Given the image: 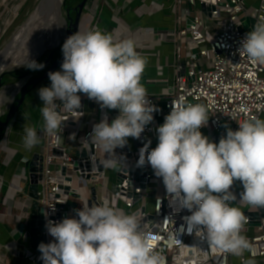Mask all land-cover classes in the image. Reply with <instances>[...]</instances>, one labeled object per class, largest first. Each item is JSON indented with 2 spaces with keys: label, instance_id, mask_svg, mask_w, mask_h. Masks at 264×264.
<instances>
[{
  "label": "clouds",
  "instance_id": "obj_1",
  "mask_svg": "<svg viewBox=\"0 0 264 264\" xmlns=\"http://www.w3.org/2000/svg\"><path fill=\"white\" fill-rule=\"evenodd\" d=\"M239 51L251 63L264 65V5ZM62 53L61 69L48 73L50 86L38 89L43 102L42 134L57 137L63 132L67 119L62 112L81 117L80 94H85L101 109L118 110L111 123L105 116L94 124L87 140L102 150L101 167H124L125 157L115 150L127 146L129 137L140 139L153 113L160 110L141 83L148 58L136 50L132 39L117 41L99 27L67 37ZM44 66L34 60L27 65L31 70ZM169 94V89L162 90V95ZM208 119L204 104L191 103L184 96L172 100L170 113L156 129L158 144L149 151V141L139 150L137 166L147 163L162 178L174 211L191 213L184 217L189 234L195 233L213 253L242 258L251 252L252 244L242 234L248 218L235 206L237 196L232 189L239 181L243 191L238 204L264 209V119H243L237 122V130L226 125V135L218 143L201 132ZM23 133L25 150L40 143L35 127L24 124ZM74 211L78 218L46 222L53 241L38 245L43 264H165L162 251L156 249L137 214L125 213L107 201L84 202ZM242 264L256 261L242 259Z\"/></svg>",
  "mask_w": 264,
  "mask_h": 264
},
{
  "label": "built area",
  "instance_id": "obj_2",
  "mask_svg": "<svg viewBox=\"0 0 264 264\" xmlns=\"http://www.w3.org/2000/svg\"><path fill=\"white\" fill-rule=\"evenodd\" d=\"M262 5L264 0H175L176 27L173 42L176 78L173 93L163 98L149 95L151 103L160 110L153 113L154 119L145 127L140 139L128 138L132 140L134 149L130 148L128 142L127 147L115 150L117 155L122 154L125 157V166H117V171L100 166L99 161L104 158V154L99 146L87 140L94 124L99 123L102 118L107 116L111 123L113 112L103 111L98 122L85 117V109L83 118H75L71 113L62 112L67 119L63 122V132L57 137H48L40 152L43 155V163L38 197L41 219L45 224L44 230L37 236L44 237L43 243L53 241L45 227L48 220L60 222L63 218H73L74 210L80 209L79 203L71 198L78 199L81 207L84 202L89 204L91 200L92 205L107 201L112 206L113 198H116L117 205L114 207L119 208V204L123 203L124 207L119 209L125 213L137 214L141 221L151 216L152 219L147 220L142 227L154 238L153 244L157 250L162 251L165 264H232L233 255L213 253L208 250L207 243L196 237L195 233L187 232L184 217L191 213L186 209L174 211L162 178L156 177L154 171L150 173L151 166L147 163L142 167L137 166L140 149L136 148L134 141L141 147L151 141L149 151L155 148L158 144L156 129L170 113L172 100L180 96L186 97L191 103H201L207 107L209 119L204 127L209 139L216 143L219 142L216 137L222 136L217 135V131L225 134L226 125L232 130H237V122L243 119L253 116L262 119L264 65L251 63L246 54L239 51L242 39L254 29ZM203 6L208 8L205 13ZM244 19H251L253 22L245 27ZM80 95L81 100H90L85 94ZM56 103L62 106L61 101ZM73 134L75 139H70ZM67 139L75 141L76 157L68 154ZM10 149H5V152ZM83 152L86 154L85 158H81ZM133 155L136 157L130 158ZM13 157L14 154L10 156L7 153L4 163L12 161ZM131 167L138 171L137 180L129 173ZM22 171L16 174L20 185L14 188L10 197L7 193L4 198L10 212L9 217L26 220L20 243L22 248L29 252L31 264H35L43 261L40 259L41 253L31 245L32 201L28 196L27 173ZM120 174L124 175V178H119ZM3 179L0 176V194L3 190ZM119 179L121 182H118ZM236 182L241 193L242 184ZM128 184L132 185V192L126 189ZM152 184L154 186H150ZM81 188L86 190L85 195H82ZM92 189H95L96 200H93ZM149 191L156 193L151 211H148L145 204ZM20 193L25 194L26 200L17 207L15 196ZM240 193L237 194L238 201ZM243 206L244 211L252 209L250 206ZM18 208L20 214L14 212ZM249 222L248 218L244 229H249ZM260 222L261 226L255 228L256 234L251 237L245 235L251 242L252 249L251 252L246 251L242 258L237 257L239 264H242V259L248 258L254 259L256 264H264V215ZM17 254H20L19 250Z\"/></svg>",
  "mask_w": 264,
  "mask_h": 264
},
{
  "label": "crops",
  "instance_id": "obj_3",
  "mask_svg": "<svg viewBox=\"0 0 264 264\" xmlns=\"http://www.w3.org/2000/svg\"><path fill=\"white\" fill-rule=\"evenodd\" d=\"M87 5L88 9H86L80 32L99 27L103 32L112 34L117 41L132 39L135 42L136 50L148 58V63L141 80L148 94L157 98H163L168 95H162V90L169 89L170 94L173 93L172 90L176 78V67H174L175 47L173 42V33L176 27L175 0H93ZM19 8L16 7L15 9L19 10ZM2 19L3 22H0V27L3 28L4 26L8 28L7 25H10L9 20H5V15ZM7 28L5 31H7ZM87 104L90 107L88 112H86ZM30 106L32 108V105ZM84 109L86 112L85 117L88 119L93 118L96 122L99 121L103 111L113 112L112 119L119 114L118 110L101 109L99 104L92 100H86ZM262 119H264V116ZM38 122L39 124L36 128L25 114L18 115V118L15 120L9 133V148L12 150L10 149L11 151L5 152V150L0 149V156L3 153L5 157L7 153L10 156L14 154L12 161L8 159L10 161L8 162L9 164L4 163L5 159L0 163V171L5 170L2 173L0 172V175L4 176V180L6 179L7 170L13 161L19 159L17 161L20 164L22 162L25 163L27 159H31L36 153L42 152L43 147H45L48 136L43 135L41 131L43 127L42 116L39 117ZM24 124L35 127L38 135L41 136L40 143L30 151L25 150L22 143ZM201 131H204V135L207 136V129L205 127H202ZM69 141L74 140L67 139L66 143ZM128 142L130 148L134 149L132 140L129 139ZM73 143L72 150L76 152L77 146L75 141ZM16 174L14 173V177L12 176L13 179L16 178ZM12 178L5 191V194L8 193L9 197L14 193L12 192L14 188L18 187L13 186ZM10 187H12L11 190ZM233 189L237 191V196L240 193L237 182L234 183ZM17 203V207H20L21 202L17 201ZM234 203H237L235 206L241 207V210L244 211V206L238 204V200ZM258 209L260 208H252L251 210ZM18 210L15 209L14 212ZM9 214L8 209L5 213H0V216H2V218L0 217V259L3 260L2 264H31L29 252L27 249H23L20 243L23 226L19 230L17 220L11 216L8 217ZM252 228L249 226V229H245L244 235L249 234ZM18 250L20 251L19 255L17 254ZM35 264H43V262ZM232 264H239L237 257L234 256Z\"/></svg>",
  "mask_w": 264,
  "mask_h": 264
},
{
  "label": "water",
  "instance_id": "obj_4",
  "mask_svg": "<svg viewBox=\"0 0 264 264\" xmlns=\"http://www.w3.org/2000/svg\"><path fill=\"white\" fill-rule=\"evenodd\" d=\"M90 0H40L37 8H41V5L45 3L47 5L48 15H52L54 18V24L52 29L47 34H53L55 31L59 33L58 42L56 45H50L48 38H43L40 47L41 50L36 58H33L37 63H43L45 66L41 70H31L27 67L28 63L20 64L19 66L9 67L6 72L0 74V147L3 150L10 149L3 146L4 139L8 138L10 129L12 128L15 120L19 114L23 113V106L28 101L29 96L34 93V90L39 86L49 81L48 73L50 71H59L63 62L62 45L70 35L76 31H81L83 24V18L86 14V6ZM209 1V0H204ZM213 2L215 0H212ZM49 2V3H48ZM203 12L205 13L208 8L203 6ZM253 22L251 19H244V26L248 27L249 23ZM51 26V25H50ZM51 28V27H50ZM184 65V62L181 64ZM6 84V85H5ZM82 108L79 111L83 112L81 117L84 116L85 101L81 100ZM223 127H221V130ZM236 130V129H234ZM226 135V133L224 134ZM219 137L216 140L219 141ZM136 148L141 149L142 147L134 141ZM57 153V152H56ZM85 152L82 153L81 158H85ZM136 157V155L130 158ZM42 163L43 155L36 153L31 159H27L24 169L27 172L29 180L28 196L30 197L31 214H30V232L33 235L31 245L34 249H38V245L44 242V237L37 236L39 232L44 230V222L41 219V207L39 205V182L42 179ZM89 164V161L87 162ZM77 169V165H76ZM129 173L138 179V171L131 167ZM66 174L65 169H63ZM153 173V169L149 170ZM119 178H124V175L120 174ZM118 182H121L119 179ZM62 188V187H60ZM68 188L66 187V190ZM126 189L129 192L133 191L132 185H126ZM93 200H96L95 189L91 190ZM75 196V195H72ZM77 197V196H75ZM89 205H92V200L89 201ZM117 205L116 198H113L112 206ZM247 218H249V226L258 228L261 226L260 219L264 215V209L258 210H245L243 211ZM152 219L148 216L147 219L141 221V225Z\"/></svg>",
  "mask_w": 264,
  "mask_h": 264
},
{
  "label": "rangeland",
  "instance_id": "obj_5",
  "mask_svg": "<svg viewBox=\"0 0 264 264\" xmlns=\"http://www.w3.org/2000/svg\"><path fill=\"white\" fill-rule=\"evenodd\" d=\"M92 1L93 0H90L89 3H91ZM39 2H40V0H0V18H1L0 22H3L2 18L5 15L6 16L5 20L8 19L9 23H10V25H7L8 28L4 27V26H3V28L0 27V38L2 35V38L0 39V52L7 45V43L12 39V37L15 35V33H17L18 30L25 24V22L27 21L29 16H31V14L35 10V8L38 6ZM16 7L17 8L20 7L19 10H16L15 9ZM86 9H88V5L86 6ZM192 11H193V9H192ZM6 28H7V31H5ZM50 84H51V81L49 80L47 83L36 88L34 90V93H32L29 96L28 101L25 103V105L22 108L23 113L30 118V122L33 123L36 128L39 124L38 119H39V117H41L40 108H41L42 103H43L39 98L38 89L41 88L42 86L43 87L50 86ZM27 105H28V107H27ZM30 105H32V108ZM89 108L90 107L87 104L86 112H88ZM19 115H21V114H19ZM201 132L204 134V131H201ZM223 134H224V132L217 131V135H223ZM73 142L74 141L67 142L66 146L68 149V154L76 157L77 156L76 152H73V150H72V148L74 146ZM3 146H6L9 148V136H8V138L4 139ZM0 149H2V147H0ZM9 151H11V150H9ZM3 154H2V156H0V158H1L0 163L6 158L5 154L4 155ZM17 160H19V159H16L15 161H13L12 164L9 166V169L7 170V174L5 175L6 179L5 180L3 179L2 198H1V194H0V202H1L0 203V213H2V214L5 213L6 210L8 209L7 206L5 205V198L4 197L6 196L5 191L7 190V187L9 186L10 180H11L12 176L14 175V173L16 174V173L22 171V169L24 168L25 163H26V162L25 163L22 162L20 164V162H18ZM115 169L117 171L118 167H116ZM4 171L5 170L0 171V172L2 173ZM22 172L27 173L25 171V169H23ZM0 176H2V175H0ZM2 177L4 178V176H2ZM12 180H13V182L12 181L11 182L13 183V186H15V187L19 186L20 181L17 178H15V179L12 178ZM150 186H154V184H152ZM81 190H82V195H85L86 190L84 188H81ZM232 191L235 194L237 193V191H235L234 189H232ZM149 193L150 194H149L148 198H146V200H145V204L148 207V211H151L152 204H153V198H154L155 193L153 191H149ZM15 198H16V201L22 202V203L26 200L25 194H23V193L16 195ZM71 199L74 200L75 202H78L79 208H81L80 201L78 199H76L74 197ZM123 207H124V204L120 203L119 208H123ZM16 212L18 214H20V210H18ZM0 217L2 218V216H0ZM17 223L19 224V230L22 229V226L25 227V224H27L26 220L21 221L20 218H18ZM244 232H245V229L243 230V234H244ZM256 233H257V229L252 228L251 232L249 234H246V235L251 237ZM0 256H1V252H0ZM2 262H3V260L0 259V264H2Z\"/></svg>",
  "mask_w": 264,
  "mask_h": 264
},
{
  "label": "bare ground",
  "instance_id": "obj_6",
  "mask_svg": "<svg viewBox=\"0 0 264 264\" xmlns=\"http://www.w3.org/2000/svg\"><path fill=\"white\" fill-rule=\"evenodd\" d=\"M47 5L43 3L41 8L36 7L25 24L0 52V74L6 72L9 67L25 64L36 58L42 48L40 46L43 38L51 39L50 45L57 44L59 33L55 31L52 35L47 34L54 24V17L47 13Z\"/></svg>",
  "mask_w": 264,
  "mask_h": 264
},
{
  "label": "trees",
  "instance_id": "obj_7",
  "mask_svg": "<svg viewBox=\"0 0 264 264\" xmlns=\"http://www.w3.org/2000/svg\"><path fill=\"white\" fill-rule=\"evenodd\" d=\"M2 193H3V191H2ZM2 193H1V198H2ZM1 203V202H0Z\"/></svg>",
  "mask_w": 264,
  "mask_h": 264
}]
</instances>
